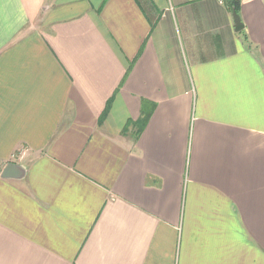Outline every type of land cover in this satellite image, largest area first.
I'll list each match as a JSON object with an SVG mask.
<instances>
[{"label": "crops", "instance_id": "1", "mask_svg": "<svg viewBox=\"0 0 264 264\" xmlns=\"http://www.w3.org/2000/svg\"><path fill=\"white\" fill-rule=\"evenodd\" d=\"M238 15L0 0V264H264V0Z\"/></svg>", "mask_w": 264, "mask_h": 264}, {"label": "water", "instance_id": "2", "mask_svg": "<svg viewBox=\"0 0 264 264\" xmlns=\"http://www.w3.org/2000/svg\"><path fill=\"white\" fill-rule=\"evenodd\" d=\"M232 16H233V22H234V30H235V31H241V30L243 29V24H242V22H241V20H240L239 15L233 10V11H232ZM14 166H15L14 164L9 163V164L5 167V169H4V171H3V176H6V175L8 174V171H9L10 169H12Z\"/></svg>", "mask_w": 264, "mask_h": 264}, {"label": "trees", "instance_id": "3", "mask_svg": "<svg viewBox=\"0 0 264 264\" xmlns=\"http://www.w3.org/2000/svg\"><path fill=\"white\" fill-rule=\"evenodd\" d=\"M229 8L238 14L239 11V0H226Z\"/></svg>", "mask_w": 264, "mask_h": 264}, {"label": "built area", "instance_id": "4", "mask_svg": "<svg viewBox=\"0 0 264 264\" xmlns=\"http://www.w3.org/2000/svg\"><path fill=\"white\" fill-rule=\"evenodd\" d=\"M219 3H224L226 0H217Z\"/></svg>", "mask_w": 264, "mask_h": 264}]
</instances>
